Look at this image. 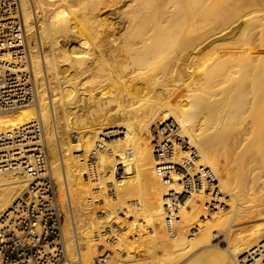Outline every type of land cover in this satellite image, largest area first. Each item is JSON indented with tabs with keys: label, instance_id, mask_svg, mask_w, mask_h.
I'll return each instance as SVG.
<instances>
[{
	"label": "bare ground",
	"instance_id": "bare-ground-1",
	"mask_svg": "<svg viewBox=\"0 0 264 264\" xmlns=\"http://www.w3.org/2000/svg\"><path fill=\"white\" fill-rule=\"evenodd\" d=\"M19 1L37 102L0 112V132L42 123L70 257L98 264L94 192L125 250L99 264H264V0ZM28 182L0 172V212Z\"/></svg>",
	"mask_w": 264,
	"mask_h": 264
},
{
	"label": "built area",
	"instance_id": "built-area-1",
	"mask_svg": "<svg viewBox=\"0 0 264 264\" xmlns=\"http://www.w3.org/2000/svg\"><path fill=\"white\" fill-rule=\"evenodd\" d=\"M20 9L19 0H0V112L29 107L37 102L28 56L24 58L21 53ZM23 68L26 71L21 72ZM71 137L72 143L76 144L78 134ZM103 149L101 142L91 149L87 157L86 180L96 178V164ZM1 171L20 172L29 182L12 207L0 212V264H80V256L73 260L65 246L63 213L43 125L38 119L0 132ZM206 174L210 176L209 169ZM106 191L113 196V185L109 184ZM100 200L89 199L88 204L91 207L102 205ZM99 212L107 223L103 231L96 234L94 261L98 264L111 259L119 250L125 254L123 248L118 250L110 245L117 241L116 234H120L123 227L107 208ZM167 214L166 232L173 236L177 215ZM143 227L136 228L135 240L150 234V228Z\"/></svg>",
	"mask_w": 264,
	"mask_h": 264
},
{
	"label": "rangeland",
	"instance_id": "rangeland-1",
	"mask_svg": "<svg viewBox=\"0 0 264 264\" xmlns=\"http://www.w3.org/2000/svg\"><path fill=\"white\" fill-rule=\"evenodd\" d=\"M118 159H120L119 157H118ZM53 176H54V173H53ZM54 179H55V176H54ZM55 183H56V179H55ZM58 187V186H57ZM94 196H96L95 198H94ZM98 196H100V195H98V193H94V192H90V195H88V201H89V199H93L94 201H97V200H100V198H101V196L100 197H98ZM58 197H59V203H60V206L62 205L61 204V202H60V193H59V191H58ZM97 199V200H96ZM86 202H87V200H86ZM104 205L102 204V205H99V206H93V208H94V210L95 211H97V212H99V211H103V210H105L107 207H103ZM61 210H62V213H63V218H64V225H65V222H66V212H65V210H64V208L61 206ZM97 216L98 217H102V215L100 214V213H98L97 214ZM104 221H106V220H104ZM107 222V221H106ZM256 222H255V220L253 219V220H250V221H246L245 223H239V225H236V227H234L232 230H231V234H234V235H237V234H239L240 232H241V230H244V229H248V228H250L252 225H254ZM106 224V223H105ZM124 225H127V222L124 224ZM135 227V226H134ZM134 231L136 230V229H133ZM134 231H132L131 233H130V237H131V239L132 240H134L135 241V239L133 238L134 237ZM146 235H148V234H146ZM146 235H142L141 236V239L139 240V241H142V239H143V237H145ZM148 236H150V235H148ZM147 237V236H146ZM214 244H219L222 248H227V246H228V243H227V239H226V237H225V235L224 234H221V236L218 238V239H216L214 242H213ZM137 245H135V246H137V247H135L136 249H132L131 250V252H133V253H135L136 254V252H140V254L139 253H137L135 256H136V258L138 257V258H145V256L147 257L148 256V253H147V250H146V248L143 246V245H138V243H136ZM140 244V243H139ZM139 247H141V248H139ZM144 247V248H143ZM138 248V249H137ZM136 250H138V251H136ZM145 250V251H144ZM96 251V250H95ZM136 251V252H135ZM142 251V252H141ZM143 251H144V253H143ZM132 253V254H133ZM115 256H118V255H115ZM143 256V257H142ZM74 259V258H73ZM76 259V258H75Z\"/></svg>",
	"mask_w": 264,
	"mask_h": 264
}]
</instances>
